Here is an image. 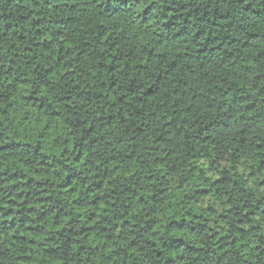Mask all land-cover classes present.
<instances>
[{"label":"trees","instance_id":"16d2710c","mask_svg":"<svg viewBox=\"0 0 264 264\" xmlns=\"http://www.w3.org/2000/svg\"><path fill=\"white\" fill-rule=\"evenodd\" d=\"M0 264H264V0H0Z\"/></svg>","mask_w":264,"mask_h":264}]
</instances>
